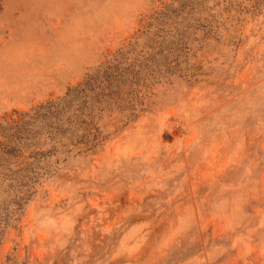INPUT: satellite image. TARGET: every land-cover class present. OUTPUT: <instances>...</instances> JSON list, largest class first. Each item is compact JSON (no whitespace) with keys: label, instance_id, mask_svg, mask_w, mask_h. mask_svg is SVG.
<instances>
[{"label":"rangeland","instance_id":"obj_1","mask_svg":"<svg viewBox=\"0 0 264 264\" xmlns=\"http://www.w3.org/2000/svg\"><path fill=\"white\" fill-rule=\"evenodd\" d=\"M182 1L0 0V117L84 84L100 136L0 173V264H264V0Z\"/></svg>","mask_w":264,"mask_h":264},{"label":"trees","instance_id":"obj_2","mask_svg":"<svg viewBox=\"0 0 264 264\" xmlns=\"http://www.w3.org/2000/svg\"><path fill=\"white\" fill-rule=\"evenodd\" d=\"M206 2L207 0H183L181 7L192 12L196 3L197 11L204 10V19L214 18V13L210 10L212 7H208ZM227 2L222 10L227 9L231 0ZM219 3L220 0H215L213 6ZM164 65L167 63L164 62ZM84 87V84H78L69 88L62 100L48 99L29 110L14 109L12 113H5L0 117V128H3L0 132V173L8 175L9 186L16 181V188L20 192H27L35 181L58 167L53 166V163L60 159L59 155H55L53 160H46L47 153H55L59 147L64 160L70 151L79 152L100 139L98 127L90 126L94 102L88 103L84 95L72 106V97H68ZM107 87L110 89L104 98L100 97L102 89L96 94L97 108L111 106L112 103L120 107V86L115 84L113 87L109 84Z\"/></svg>","mask_w":264,"mask_h":264}]
</instances>
